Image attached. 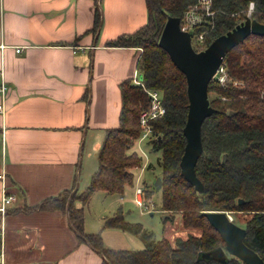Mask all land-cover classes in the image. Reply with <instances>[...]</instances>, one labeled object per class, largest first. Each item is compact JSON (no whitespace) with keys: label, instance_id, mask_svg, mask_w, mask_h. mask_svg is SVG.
Returning a JSON list of instances; mask_svg holds the SVG:
<instances>
[{"label":"trees","instance_id":"16d2710c","mask_svg":"<svg viewBox=\"0 0 264 264\" xmlns=\"http://www.w3.org/2000/svg\"><path fill=\"white\" fill-rule=\"evenodd\" d=\"M250 1L254 2L252 18L264 23V0H211L212 14L206 16L203 26L194 30L195 34L202 30L204 45L195 48L206 47L215 37L243 21ZM145 2L147 22L131 33L107 41L108 46L141 48L137 69L142 79L121 82L119 124L107 129L97 154L98 168L88 185L71 195L68 210L70 192L64 191L16 211L67 212L79 240L88 242L108 264H223L200 257L202 251L225 247L221 235L205 215L206 211L220 210L231 214L233 221L245 228L244 242L264 260V34H251L232 48L224 57L228 80L220 84L212 79L208 84L210 104L215 112L201 127L202 152L195 171L204 189L199 192L181 174L180 167L189 101L186 77L158 44L167 17L182 18L197 0ZM99 19L96 15L94 29ZM149 90L161 94L165 107L162 116L151 120L146 142L152 150L160 152L156 163L161 169V209L169 214L181 213L182 225L197 232L178 238L173 245L167 237H152L141 222L128 221L119 208L113 215L104 217L103 228H118L142 237L145 246L135 250L112 248L104 244L99 231H85V209L96 191L122 196L124 187L132 184L133 170L141 166L143 157L129 149L143 133L139 116L150 105ZM150 191L143 189L147 203ZM239 199L243 202L239 203ZM75 201L80 206H75ZM237 214H244V219L240 220ZM1 216L0 211V223ZM227 254L226 264H246Z\"/></svg>","mask_w":264,"mask_h":264},{"label":"crops","instance_id":"0c3cea01","mask_svg":"<svg viewBox=\"0 0 264 264\" xmlns=\"http://www.w3.org/2000/svg\"><path fill=\"white\" fill-rule=\"evenodd\" d=\"M147 18L145 0H0V264H108L67 212L16 209L79 192L83 162L119 124L121 82L140 74L141 48L107 41Z\"/></svg>","mask_w":264,"mask_h":264},{"label":"water","instance_id":"95a60500","mask_svg":"<svg viewBox=\"0 0 264 264\" xmlns=\"http://www.w3.org/2000/svg\"><path fill=\"white\" fill-rule=\"evenodd\" d=\"M180 17L169 15L160 34L158 44L170 56L172 62L185 74L187 82L188 112L183 133L186 137L184 152L180 160L181 174L202 192L204 187L196 175L195 165L202 152L201 127L203 121L215 112L208 96V84L221 65L226 54L251 34H264V23L246 16L232 29L215 37L206 47L195 50L192 44L193 31L180 27ZM233 112L230 111L229 115ZM226 155L223 156V160ZM161 177L155 180V188L161 186ZM71 196L67 203L69 208ZM239 203L243 202L239 199ZM210 225L221 235L225 247H215L200 252L205 260H216L223 264L228 254L246 264H264L262 257L244 242L245 228L236 224L225 211H206Z\"/></svg>","mask_w":264,"mask_h":264},{"label":"rangeland","instance_id":"374dc122","mask_svg":"<svg viewBox=\"0 0 264 264\" xmlns=\"http://www.w3.org/2000/svg\"><path fill=\"white\" fill-rule=\"evenodd\" d=\"M201 26H203V22L197 23L195 28L198 29ZM195 46L196 48L199 47V45H197L196 40L194 39L193 47L195 48ZM196 48L195 50H197ZM225 67H227L226 62ZM141 79L142 74L140 73L138 75V80ZM217 83L219 82L217 81ZM150 91L153 90H149L148 94ZM158 97L161 98V94L160 96L158 95ZM147 139L148 135L142 133L141 136L136 140L134 145H132L129 149L130 151H137V153L143 157V161L141 166L136 167L133 170V182L131 185H126L124 187V194L120 196L116 194H109L102 190H98L93 194L91 201L85 209L86 231H99L102 236L104 232L105 241L114 246L105 243L104 244L107 246H111L112 248H124L135 250L141 249L145 246V240L142 237L133 235L123 230L122 232L113 228H103V217L113 215L119 208H121L125 218L128 221L141 222L143 224L144 229L147 232H150L152 237H154L155 239L167 237L173 245H175L176 240L178 238L186 237L191 232H197L192 228H186L182 225L181 213L174 212L169 214L162 211V192L160 189H156L155 187H153L156 178L161 176V169L156 163V158L159 157L160 152H155L154 150H152L151 146L146 143ZM95 160L97 165L96 154H93V166L88 165L86 160L85 162H83L84 164L81 168L80 175L81 187L79 192L85 189V180L89 176H91V173L95 170ZM150 164H153V166H150ZM140 188H147L148 190H151L150 197L147 203L149 207L147 208H145L144 206H140L137 203V192ZM165 215H170V217H166ZM229 215L232 217L231 214ZM237 215L240 220L244 219L245 217L244 214ZM88 228H90L91 230H88Z\"/></svg>","mask_w":264,"mask_h":264},{"label":"built area","instance_id":"2783aa9c","mask_svg":"<svg viewBox=\"0 0 264 264\" xmlns=\"http://www.w3.org/2000/svg\"><path fill=\"white\" fill-rule=\"evenodd\" d=\"M210 6H211V0H197L195 4L188 7V9L184 12L182 18L180 19L181 29L184 31H193L192 44H193V40L195 39L199 47H201V45L204 44V33L198 32L197 34H195L194 32V30H196L195 26L197 23L200 22L204 23L206 21V16L212 14ZM253 10H254V2L250 1L246 9V16L252 17ZM20 50H21L20 48L16 49L17 52H19ZM227 77L228 75L226 72L225 62L223 59L221 65L215 72L212 79L217 80L220 84H224L228 80ZM137 82H140V80H138ZM6 89L7 86L4 83H1L0 96L6 93ZM149 95H150V105L147 109L141 111L139 116V121L140 124L142 125V131L145 135L148 136L150 135L151 132V128H150L151 120L158 118L165 113V107L162 102V97L161 98L158 97V95L160 96L159 92L150 91ZM2 107L3 105L2 103H0V109H2ZM1 176L2 174H0V177ZM12 199H13L12 196L5 195V197L3 198L4 205L6 203H9ZM137 203L138 205L144 206L145 208L149 207L147 205V202L144 201L143 189L141 188L137 192Z\"/></svg>","mask_w":264,"mask_h":264}]
</instances>
